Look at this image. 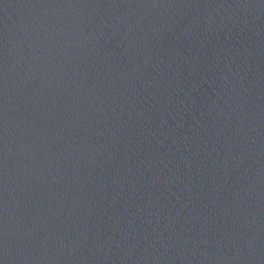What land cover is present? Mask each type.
I'll return each mask as SVG.
<instances>
[{"label":"water","instance_id":"obj_1","mask_svg":"<svg viewBox=\"0 0 264 264\" xmlns=\"http://www.w3.org/2000/svg\"><path fill=\"white\" fill-rule=\"evenodd\" d=\"M0 264H264V0H0Z\"/></svg>","mask_w":264,"mask_h":264}]
</instances>
